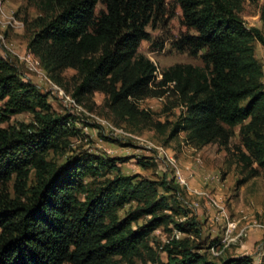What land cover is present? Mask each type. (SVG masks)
<instances>
[{
  "label": "trees",
  "instance_id": "obj_1",
  "mask_svg": "<svg viewBox=\"0 0 264 264\" xmlns=\"http://www.w3.org/2000/svg\"><path fill=\"white\" fill-rule=\"evenodd\" d=\"M24 1L41 12L28 25V50L78 106L92 112V97L101 94L117 126L168 132L167 142L183 134L194 149L217 145L243 175L237 186L255 178L264 184V72L253 47L264 50V35L240 16L245 0H170L188 31L173 47L201 66L163 72L138 48L150 40L146 29L163 16L165 0ZM100 1L104 10L96 15ZM66 70L75 72L70 88ZM149 98L166 100L161 114L179 108L175 123L141 109ZM22 113L32 115L31 123L2 127ZM76 123L72 114L55 113L48 96L0 55V186L13 181L14 192L11 200L0 195V264H249L209 260L189 238L164 245L163 262L150 241L156 230L200 235L177 202L185 191L165 177L121 174L122 159L82 152L57 164L54 157L83 139Z\"/></svg>",
  "mask_w": 264,
  "mask_h": 264
},
{
  "label": "rangeland",
  "instance_id": "obj_2",
  "mask_svg": "<svg viewBox=\"0 0 264 264\" xmlns=\"http://www.w3.org/2000/svg\"><path fill=\"white\" fill-rule=\"evenodd\" d=\"M165 1L163 16L156 22L155 28L147 27L150 40L140 44L138 53L156 64L160 72L176 64L201 66L199 60L179 53L173 47V43L188 31L182 25L179 8L172 1ZM263 8L264 0L253 2L245 0L240 16L248 29H258L264 35V21L261 18ZM103 10L104 4L100 1L95 8V14L98 15ZM1 11L3 14H0V55L17 68L23 81L32 83L41 93L48 96V103L55 113L72 114L77 118L75 126L81 131L83 139H73L70 152L64 156L54 157L57 164H64L71 157L85 152L104 158L124 160L117 163L123 175L138 174L154 180L165 177L173 182L174 171L169 162L173 160V164L188 186L194 191L207 193L218 207L209 204L208 200H204L201 196L185 192L177 202L184 207L188 218L195 219L200 235L193 237L179 234L175 230L171 233L163 229L156 230L151 235L150 241L159 252L161 260L166 262V254L161 249L170 240L189 238L197 253L205 254L209 260L217 263L232 259H247L249 264H264V184L261 178L251 179L237 186L243 175L235 166L233 158L217 145H208L199 149L201 155L197 160V164H200L198 169L194 168L193 171L191 166H186L188 164L181 165L180 162L185 160L190 161L191 164L190 157L194 155L193 152H184L183 148L190 150L192 147L186 144L183 134L167 142L168 132L160 136L146 129L134 130L123 124L117 126L103 108L104 97L101 94L93 95L92 112L84 106H74L66 98L72 99L70 94L50 80L39 61L30 55L28 50V42L33 33V29L28 25L41 15L38 3L3 0ZM253 47L254 56L264 72V50L257 42H254ZM74 74L73 70L63 72L64 85L72 87L70 78ZM165 101L149 98L140 101L139 107L155 113L156 119L161 122L168 119L170 123H175L180 109L176 108L168 115L161 114ZM31 121V114L22 113L11 117L2 127H18ZM92 125L100 128H92ZM100 135L109 141L102 140ZM237 142V138H234L231 144ZM183 153L190 156L184 157L188 160H183L181 155ZM141 163L146 166L142 167ZM191 183L196 184L192 187ZM32 184L33 177H30L28 185ZM0 195L7 196L8 200L14 198L13 181L7 186H0ZM167 196L171 198V194ZM128 209L129 206L125 207L120 212V216L123 217ZM221 209L224 216L221 215ZM169 229L172 227L170 226ZM242 231L243 235H241Z\"/></svg>",
  "mask_w": 264,
  "mask_h": 264
},
{
  "label": "built area",
  "instance_id": "obj_3",
  "mask_svg": "<svg viewBox=\"0 0 264 264\" xmlns=\"http://www.w3.org/2000/svg\"><path fill=\"white\" fill-rule=\"evenodd\" d=\"M2 1H3V0H0V14H1V15L3 14L2 11H1ZM9 24L11 25V23H9ZM30 55H32V54H30ZM60 92H61V94H63L62 91H60ZM66 98H67V100H68L70 103H72L74 106L77 107V104L74 102V100L69 99L68 97H66ZM115 132H117V131L115 130ZM163 153H164V152H163ZM169 162H170V164L173 166V171H174V181H175V183H176L179 187H181V189H183L185 192L193 193V194H196L197 196H201V198H203L204 200H206V201L208 200V203H209V204H212L213 206L218 207L217 203H216L212 198H210L209 195H208L207 193H205V192H197V191L192 190V189L188 186L186 180L183 178V176L180 174V172H179L178 169L176 168L175 164H173V163H174L173 160H170ZM194 207H196V206H194ZM221 215L224 216L223 209H221ZM258 227H261V226L258 225ZM234 228H235V226H234ZM241 235H243V231L241 232Z\"/></svg>",
  "mask_w": 264,
  "mask_h": 264
},
{
  "label": "crops",
  "instance_id": "obj_4",
  "mask_svg": "<svg viewBox=\"0 0 264 264\" xmlns=\"http://www.w3.org/2000/svg\"><path fill=\"white\" fill-rule=\"evenodd\" d=\"M184 149V152L186 151V152H193L194 153V155H193V157H190V156H187L185 153H183V154H181L182 155V158H183V160H185V159H187V158H192L191 160H192V162H191V164H189V162L190 161H181L180 162V164L181 165H185V164H188V165H186V166H188V167H192L193 168V171H194V168L195 169H198L199 167H200V164H197V160L199 159V156L201 155V150H199V149H194V148H191L190 150H186V148H183ZM196 153V154H195ZM184 157H187V158H184ZM182 158H180V159H182ZM188 160V159H187ZM203 161H204V159H203ZM183 162V163H182ZM186 162H188V163H186ZM196 183H191V186L192 187H194L193 185H195Z\"/></svg>",
  "mask_w": 264,
  "mask_h": 264
}]
</instances>
